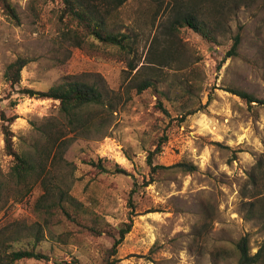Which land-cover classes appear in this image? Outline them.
Returning <instances> with one entry per match:
<instances>
[{"label":"rangeland","instance_id":"374dc122","mask_svg":"<svg viewBox=\"0 0 264 264\" xmlns=\"http://www.w3.org/2000/svg\"><path fill=\"white\" fill-rule=\"evenodd\" d=\"M11 1L20 20L0 6V112L18 116L12 124L16 150L32 152L41 127L65 122L59 101L23 95L6 81L7 66L18 57L29 61L21 87L47 90L79 78L102 86L114 102L105 128L71 132L64 159L50 164L45 184L19 202L14 194L23 186L9 174L14 158L6 153L0 119L3 192L12 195L0 210V245L9 242V250L34 247L49 256L15 264H105L131 216L133 226L118 246L115 264H237L235 244L246 234L255 253L264 227L258 218H246V201L253 193H264V106L250 105L230 89L264 99V0L231 14L229 28L215 41L183 28L172 46L167 26L176 14L175 0H128L112 28L132 36L130 54L103 44L73 45L71 36L80 31L64 16L61 0ZM237 33L242 36L238 54L225 59ZM170 48L175 49L173 59ZM130 62L137 64L138 78H150L155 86L139 93ZM191 78L197 81L195 88L187 86ZM12 99H18L14 107L9 106ZM158 99L171 118L157 106ZM163 132L168 139L154 163L191 162L194 172L162 170L151 176L147 156ZM98 158L129 174L103 173L87 163ZM252 172L256 185L249 182ZM67 195L100 217L102 235L82 231L53 204L47 206ZM86 215L89 220L93 214Z\"/></svg>","mask_w":264,"mask_h":264},{"label":"trees","instance_id":"16d2710c","mask_svg":"<svg viewBox=\"0 0 264 264\" xmlns=\"http://www.w3.org/2000/svg\"><path fill=\"white\" fill-rule=\"evenodd\" d=\"M64 3V16L76 25L80 33L71 36L73 45L81 48H94L97 45H108L117 48L120 53L130 54L133 52V38L129 33L116 31L112 28L117 20V11L128 0H61ZM163 3L164 0H154ZM258 0H175V17L167 26V38L172 44H177L176 33L181 32L183 28H190L208 41H215L219 33L225 34L229 28L228 20L231 14L235 13L240 7H251ZM0 6L5 14L16 22H19V15L11 0H0ZM230 49L226 52L225 59L236 56L241 44L242 36L235 34ZM174 48V47H173ZM168 49L171 58L175 54V49ZM166 58V57H162ZM173 59V58H172ZM28 59L18 57L11 62L5 71V79L12 88L18 86L17 92L29 97L41 99H54L59 101V109L64 116L65 122L59 124L52 122L41 127V137L37 141L32 152L18 151L14 144V132L12 124L17 119V115L8 116L5 111L0 112L1 131L5 141L6 153L14 158V164L10 168V176L16 184L22 185L19 193L14 194L15 201L19 202L23 197L30 193L37 185L45 184L49 177L50 164L60 162L69 148L73 137L68 135L71 132L75 134H84L94 129H104L106 118L109 113L114 112L113 100H108L105 91L97 83L84 79H71L59 82L47 90H36L30 87H21L22 70L27 65ZM153 62V61H151ZM131 71H135L134 78H137V84L134 86L139 93L155 86L150 78H138L139 68L137 64H129ZM182 79V78H181ZM187 83V81H186ZM187 86L195 88L197 81L194 78L188 79ZM15 90V89H14ZM188 92V89H185ZM232 93L240 96L248 104L257 102L264 106V99H257L250 93L232 88ZM161 94L166 95L165 92ZM1 100V99H0ZM18 99H12L9 106L14 107L18 104ZM157 106L163 114L171 118L168 109L165 107L162 99H158ZM194 111L182 115L185 118ZM105 135V134H104ZM168 139V134L163 132L155 139L154 150H150L147 156V163L150 167L151 176L162 170H180L185 173L194 172L197 167L191 162H178L172 165L154 163V156L160 153L164 143ZM87 163L97 168L100 172L108 174H129V172L119 164L108 165L104 158L90 159ZM2 169L0 166V210H2L9 200L10 193L5 194V182L2 179ZM153 182V179L146 181L145 186ZM249 182L256 185L257 175L252 172L249 175ZM137 186V183H134ZM24 191V192H23ZM131 191L130 203L133 204ZM7 195V196H6ZM10 195V196H9ZM68 196V195H67ZM42 194L39 201L43 202ZM52 200V199H51ZM47 206H53L61 210L64 216L78 224L82 231H88L94 235H102L103 227L100 217L84 207L83 203L73 196L62 201H51ZM249 205L246 218H258L264 227V193L256 192L246 201ZM52 206V207H53ZM134 207V204H133ZM134 210V209H133ZM91 212L92 217L88 220L86 213ZM133 226L132 216L130 221L123 223L119 229V236L115 237L114 243L108 253L105 264H115V256L118 246L123 242ZM9 242L2 241L0 245V264H15L24 259H47L49 256L43 252L32 249L9 250ZM239 258L237 264H264V240L260 243L255 253L251 252L250 238L246 234L242 236L235 244ZM59 264H67L61 262ZM74 264H80L78 260Z\"/></svg>","mask_w":264,"mask_h":264}]
</instances>
